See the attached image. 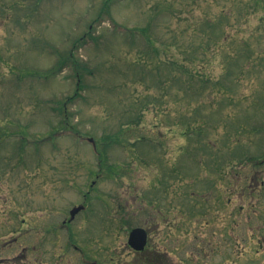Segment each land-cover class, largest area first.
<instances>
[{
    "label": "rangeland",
    "instance_id": "rangeland-1",
    "mask_svg": "<svg viewBox=\"0 0 264 264\" xmlns=\"http://www.w3.org/2000/svg\"><path fill=\"white\" fill-rule=\"evenodd\" d=\"M150 211L182 264H264V0H0V264H129Z\"/></svg>",
    "mask_w": 264,
    "mask_h": 264
},
{
    "label": "flooded vegetation",
    "instance_id": "flooded-vegetation-1",
    "mask_svg": "<svg viewBox=\"0 0 264 264\" xmlns=\"http://www.w3.org/2000/svg\"><path fill=\"white\" fill-rule=\"evenodd\" d=\"M167 211H150V223H145L146 227V234H147V244L144 247L143 250H136L131 248V252L133 253L132 255V260L130 261L129 264H182L185 263V257L183 253L181 254L180 252H184V246L183 243H178V245L174 246L172 245V241H169L165 237H167V234L165 233L166 230L168 231V223H167ZM155 214H160L161 218L159 219L158 215L156 217H153ZM166 220V221H165ZM165 223H164V222ZM159 228H163L161 231V238H157L155 234V230H159ZM38 231V230H37ZM54 234V229H50V233ZM17 237H14L13 240H17ZM37 239V238H36ZM12 240V241H13ZM38 241V240H36ZM8 244L10 241L7 242ZM7 244V245H8ZM38 244L33 243V249H37ZM26 250V249H25ZM175 253V254H172ZM175 255H177L178 258H181L180 260L175 259ZM202 258H207V257H194L191 258L192 262L190 264H203L207 263L205 260ZM7 259V258H3ZM1 258V260H3ZM190 261V260H189ZM94 264H97L94 262ZM224 264H231V263H224Z\"/></svg>",
    "mask_w": 264,
    "mask_h": 264
},
{
    "label": "trees",
    "instance_id": "trees-1",
    "mask_svg": "<svg viewBox=\"0 0 264 264\" xmlns=\"http://www.w3.org/2000/svg\"><path fill=\"white\" fill-rule=\"evenodd\" d=\"M261 0H257V2H260ZM68 59V58H67ZM67 59L65 60V62L67 61ZM171 59V58H169ZM160 66L159 64H157V67ZM173 75V72L170 71V77ZM191 127V128H190ZM189 129L191 130V132H189ZM184 134L187 136H189L190 138L196 134L198 131L199 132V136L202 137L203 135V132L202 130L199 129V127H192V126H186L185 129H184ZM194 131V132H193ZM193 138V137H192ZM99 144H102L104 145L103 148L100 146L98 147V153H99V156H98V159H99V165L103 166L105 171L108 173V175H115L117 173V165L111 163H106L108 160H107V153L109 151V148L113 145L112 143H116V142H119L120 144L122 145H126L128 142V139L124 136L123 137V140L119 137L118 133H112L109 135H105L103 136L101 139H99ZM143 140H141L140 142H142ZM136 146H138V144H136ZM201 148V147H198V149ZM197 149V150H198ZM199 151V150H198ZM195 156L198 155V152L194 154ZM245 156V155H244ZM243 156V157H244ZM189 158H191L192 160L194 159L192 156H189ZM258 158V156H256V159ZM251 160V159H250ZM197 173H194L192 175H186V178L189 177V178H194V180L197 178V176H195ZM190 195H192V193H190Z\"/></svg>",
    "mask_w": 264,
    "mask_h": 264
},
{
    "label": "water",
    "instance_id": "water-1",
    "mask_svg": "<svg viewBox=\"0 0 264 264\" xmlns=\"http://www.w3.org/2000/svg\"><path fill=\"white\" fill-rule=\"evenodd\" d=\"M82 207L78 206L72 210V215H74ZM143 228H134L130 233L129 243L137 249H142L146 243V234Z\"/></svg>",
    "mask_w": 264,
    "mask_h": 264
}]
</instances>
